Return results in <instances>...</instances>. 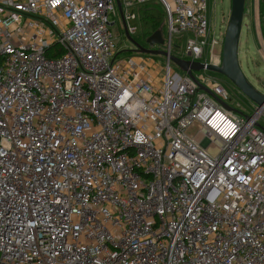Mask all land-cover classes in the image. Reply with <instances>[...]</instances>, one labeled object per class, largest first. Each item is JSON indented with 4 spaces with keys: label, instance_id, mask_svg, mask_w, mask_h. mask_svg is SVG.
Here are the masks:
<instances>
[{
    "label": "built area",
    "instance_id": "1",
    "mask_svg": "<svg viewBox=\"0 0 264 264\" xmlns=\"http://www.w3.org/2000/svg\"><path fill=\"white\" fill-rule=\"evenodd\" d=\"M120 1L131 36L157 4L166 51L187 34L182 59L215 64L207 0ZM117 12L0 0V264H264V107L239 117L169 58L120 59Z\"/></svg>",
    "mask_w": 264,
    "mask_h": 264
},
{
    "label": "rangeland",
    "instance_id": "2",
    "mask_svg": "<svg viewBox=\"0 0 264 264\" xmlns=\"http://www.w3.org/2000/svg\"><path fill=\"white\" fill-rule=\"evenodd\" d=\"M155 9L160 10L157 6ZM207 19L210 23L208 33V45L206 49V59L211 62V50L212 44L215 46L214 62L216 65H220L222 61V44L225 37V32L230 19L231 12V0H207ZM138 15L140 14V6L136 5L132 8ZM115 25L110 27L113 33V38L116 45L119 47V51L133 50L134 46L127 40L124 35L122 22L117 12L114 19ZM139 33L132 35V38L141 45L145 46L146 43L140 39L142 34L141 26L137 22ZM264 29V14L260 8L259 0H246V8L242 25V33L239 45V64L240 67L255 89L264 94V38L262 34ZM162 36L166 35L164 23L162 22L160 29ZM189 36L187 34H179L173 36L172 43V55L177 58H185L186 46ZM168 42L160 47L162 51L168 49ZM128 52V51H127ZM128 57L142 58L143 60H154L157 66L162 69V66L166 65V58L163 56L142 55L137 53H121L120 59H126ZM173 71L177 74L184 76V73L179 70L175 65H172ZM202 75L217 79L219 84L229 94L230 100L228 105L235 110L239 117L251 116L256 111V107L253 103L247 99L234 85L228 81L219 80V75L202 71ZM258 124L264 129V116L260 117ZM198 133V125L195 124L187 131V135L190 138H196ZM202 145L206 148L207 154L213 158L219 155V149L217 147L210 146L207 140H203Z\"/></svg>",
    "mask_w": 264,
    "mask_h": 264
},
{
    "label": "water",
    "instance_id": "3",
    "mask_svg": "<svg viewBox=\"0 0 264 264\" xmlns=\"http://www.w3.org/2000/svg\"><path fill=\"white\" fill-rule=\"evenodd\" d=\"M115 1L121 17L124 35L127 40L134 46V49L127 50L128 52L142 55L163 56L165 58H169L173 65H175L182 72L186 73L201 90L206 92L224 109L228 111L237 113L227 103L219 100L209 88L202 85L198 81L194 73L207 71L210 73L222 75L227 78L231 82V84L234 85L247 99H249L253 103V105H255L256 110L264 107V94L260 93L253 87V85L249 82V80L243 73L239 64V45L246 8V0H231L230 19L222 44V61L220 65H207L205 63L184 60L170 55L167 51H162L160 47L165 44V40L160 30L155 32L146 40L147 47L141 45L136 40H134L129 33L121 1ZM111 26H113V24H111ZM245 118L248 119L249 117L245 116ZM258 127L264 131V129L260 125H258Z\"/></svg>",
    "mask_w": 264,
    "mask_h": 264
},
{
    "label": "trees",
    "instance_id": "4",
    "mask_svg": "<svg viewBox=\"0 0 264 264\" xmlns=\"http://www.w3.org/2000/svg\"><path fill=\"white\" fill-rule=\"evenodd\" d=\"M260 8L264 14V0H259ZM157 6L160 10L155 9ZM139 25L142 29V34L139 36L142 41H146L151 35L160 29L162 22L164 23V12L157 4H150L144 6L140 9L139 14ZM137 25V22L135 23ZM165 27V26H164ZM166 33V29H165ZM262 34L264 38V29H262ZM166 37V35L164 36ZM121 53H130L127 51H120Z\"/></svg>",
    "mask_w": 264,
    "mask_h": 264
},
{
    "label": "flooded vegetation",
    "instance_id": "5",
    "mask_svg": "<svg viewBox=\"0 0 264 264\" xmlns=\"http://www.w3.org/2000/svg\"><path fill=\"white\" fill-rule=\"evenodd\" d=\"M143 43H146L145 41H143ZM145 47H147L146 45H145ZM217 75H219V74H217ZM224 80V81H228V82H230L227 78H225L224 76H222V75H219V80ZM214 80H216L217 81V79H215L214 78ZM218 82V81H217ZM231 83V82H230Z\"/></svg>",
    "mask_w": 264,
    "mask_h": 264
}]
</instances>
